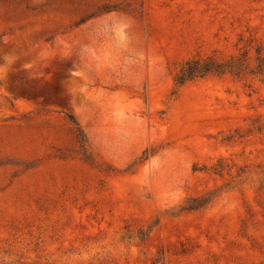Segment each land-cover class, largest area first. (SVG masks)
I'll return each instance as SVG.
<instances>
[{
  "label": "rangeland",
  "instance_id": "obj_1",
  "mask_svg": "<svg viewBox=\"0 0 264 264\" xmlns=\"http://www.w3.org/2000/svg\"><path fill=\"white\" fill-rule=\"evenodd\" d=\"M261 60L264 0H0V264H264Z\"/></svg>",
  "mask_w": 264,
  "mask_h": 264
},
{
  "label": "trees",
  "instance_id": "obj_2",
  "mask_svg": "<svg viewBox=\"0 0 264 264\" xmlns=\"http://www.w3.org/2000/svg\"><path fill=\"white\" fill-rule=\"evenodd\" d=\"M261 68L259 66V73L264 75V60H261ZM244 64L240 60H231L227 63H219L214 59H207L206 61L197 59L188 61L181 69L179 75L176 78L178 85H184L187 82L194 81L198 78H203L208 75H221L226 71L236 72L240 74L243 72ZM78 133V139L83 142V136L79 128L76 129Z\"/></svg>",
  "mask_w": 264,
  "mask_h": 264
}]
</instances>
